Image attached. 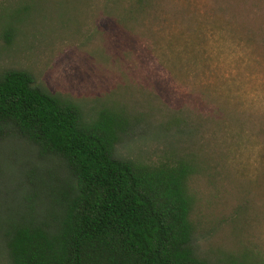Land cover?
<instances>
[{"label": "rangeland", "instance_id": "obj_1", "mask_svg": "<svg viewBox=\"0 0 264 264\" xmlns=\"http://www.w3.org/2000/svg\"><path fill=\"white\" fill-rule=\"evenodd\" d=\"M104 2L80 26L20 24L13 36L6 26L18 28L8 17L19 0H0V70H25L86 112L123 111L122 157L205 158L195 182L200 251L212 260L243 248L264 257V0H174L173 14L153 27L161 39L120 26ZM65 176L24 144L0 145L4 202L41 208Z\"/></svg>", "mask_w": 264, "mask_h": 264}, {"label": "trees", "instance_id": "obj_2", "mask_svg": "<svg viewBox=\"0 0 264 264\" xmlns=\"http://www.w3.org/2000/svg\"><path fill=\"white\" fill-rule=\"evenodd\" d=\"M94 2L19 0L8 17L18 28L7 23V32L15 36L28 23L80 26ZM173 4L105 0L103 10L128 31L156 39L160 16ZM181 122L171 117L168 124L180 130ZM125 123L120 109L92 114L35 85L25 70H0V145L24 144L66 173L45 191L41 208L31 199L16 206L0 200V264H264L250 248L214 260L200 251L195 182L206 159L122 157Z\"/></svg>", "mask_w": 264, "mask_h": 264}]
</instances>
